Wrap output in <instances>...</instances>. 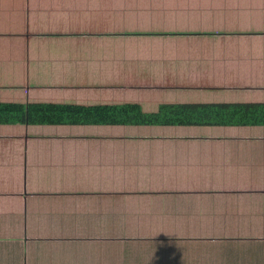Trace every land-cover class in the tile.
Wrapping results in <instances>:
<instances>
[{
	"label": "crops",
	"instance_id": "1",
	"mask_svg": "<svg viewBox=\"0 0 264 264\" xmlns=\"http://www.w3.org/2000/svg\"><path fill=\"white\" fill-rule=\"evenodd\" d=\"M30 101L264 103V0H0ZM0 264H264V127L0 123Z\"/></svg>",
	"mask_w": 264,
	"mask_h": 264
},
{
	"label": "trees",
	"instance_id": "2",
	"mask_svg": "<svg viewBox=\"0 0 264 264\" xmlns=\"http://www.w3.org/2000/svg\"><path fill=\"white\" fill-rule=\"evenodd\" d=\"M0 123L22 125L264 127V103H0Z\"/></svg>",
	"mask_w": 264,
	"mask_h": 264
},
{
	"label": "rangeland",
	"instance_id": "3",
	"mask_svg": "<svg viewBox=\"0 0 264 264\" xmlns=\"http://www.w3.org/2000/svg\"><path fill=\"white\" fill-rule=\"evenodd\" d=\"M226 135L229 137H232L234 135V133H232V131L226 132Z\"/></svg>",
	"mask_w": 264,
	"mask_h": 264
}]
</instances>
